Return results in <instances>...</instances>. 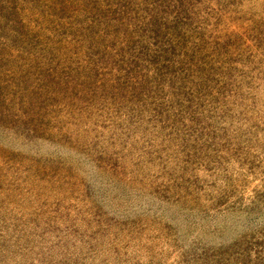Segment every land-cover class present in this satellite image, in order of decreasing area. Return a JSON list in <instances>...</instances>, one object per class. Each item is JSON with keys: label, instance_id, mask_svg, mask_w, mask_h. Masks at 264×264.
Here are the masks:
<instances>
[{"label": "rangeland", "instance_id": "rangeland-1", "mask_svg": "<svg viewBox=\"0 0 264 264\" xmlns=\"http://www.w3.org/2000/svg\"><path fill=\"white\" fill-rule=\"evenodd\" d=\"M0 264H264V0H0Z\"/></svg>", "mask_w": 264, "mask_h": 264}]
</instances>
